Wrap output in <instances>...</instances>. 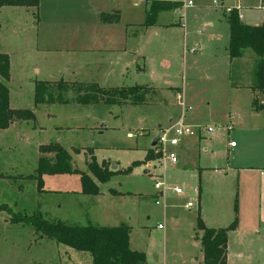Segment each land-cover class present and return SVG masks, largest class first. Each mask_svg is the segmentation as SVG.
Masks as SVG:
<instances>
[{"label": "rangeland", "instance_id": "374dc122", "mask_svg": "<svg viewBox=\"0 0 264 264\" xmlns=\"http://www.w3.org/2000/svg\"><path fill=\"white\" fill-rule=\"evenodd\" d=\"M178 1H183L181 8L158 15L162 22L174 25L158 30L153 25L137 27L133 67L120 80L103 82L104 87L149 83L159 91L174 87L171 91L176 94L167 100L160 92L147 91L146 105L75 104L80 90L75 87L69 92L73 104L34 107L33 87L28 82L16 90L20 96L13 98L12 91V106L31 110L34 120L0 130V205L7 207L0 210V264H91L89 253L56 243L29 223H11V212L37 215L50 224L126 225L131 248L145 254L146 264H202L198 220L207 228H225L235 222L227 235V264H264V175L254 206V195L244 194L235 176L204 171L223 160L226 131L202 133L199 154L190 158L186 168L181 167L179 154L185 151L186 141L198 143L195 138L173 149L176 164L165 161L163 166L158 147L151 146L159 126L179 116L177 94L181 90L183 101L191 107L184 116L188 125L224 127L232 109L249 101V93L232 90L227 79L229 26L225 16L234 7L244 15V22L260 25L264 0H190V5L187 0ZM256 67V55L246 51L233 63L231 75L236 79L231 82L254 85ZM35 75L42 78V74ZM254 97L259 104L264 102V92L255 91ZM257 121L264 123V117ZM50 143L68 149L72 167L96 182L84 157L89 160L95 155L98 164L109 160L108 170L114 173L104 183L97 182L98 194L100 190L121 194L98 197L91 208L95 195H82L78 174L31 177L36 176L39 147ZM148 150L152 158L145 160ZM258 151L264 153V147ZM159 176L170 189L161 197L164 206L154 203L158 191L154 181ZM176 187L182 194L173 191Z\"/></svg>", "mask_w": 264, "mask_h": 264}, {"label": "crops", "instance_id": "0c3cea01", "mask_svg": "<svg viewBox=\"0 0 264 264\" xmlns=\"http://www.w3.org/2000/svg\"><path fill=\"white\" fill-rule=\"evenodd\" d=\"M151 1L39 0L37 8L23 6L0 7V53L7 54L9 57L10 79L8 87L10 108L20 109L19 107L21 106H12L11 93L14 91L13 98L20 96L16 93V90L22 88L25 82H28L33 87V101L35 84L40 81L48 83L47 89L50 93H53V91L51 92V87L55 89L56 83L66 82L92 83L101 88L143 86L147 87L152 95L160 92L159 94H162V97L166 100L171 93L176 94V90L171 91V88L174 87H169L166 90L160 89L159 91L149 83L146 85L135 84L133 86H103L105 81L120 80L121 75L130 67H133L137 52L134 46L137 27L144 25L145 12ZM237 10L240 12L239 9ZM112 13H118L119 20L117 22L104 23L101 21L102 14ZM158 15L159 13L153 24L155 30H158L157 28L159 27H171L174 25L172 22H162L158 19ZM240 21L243 24H247L244 22L243 14ZM174 22L179 24L177 19ZM247 25L256 26L253 24ZM140 31L142 32V30ZM229 71L230 62L228 59L227 79L229 86L232 90L247 91L249 93V101H244V106H239V108L233 106L234 108L228 116L227 123L232 125V129L226 132V141L221 146L223 160L218 162L217 165L208 167L207 170H201L218 176L222 174L235 176L239 188L240 185L244 186V194L248 193L252 197L254 195V206H256V197L259 195V191H262L260 176L263 177L264 175V153L258 151V148L264 147V123L257 120L264 117V110H254L252 108L255 92L249 88L250 83L233 86L231 80H229ZM34 73L42 74V78L37 79L36 75L32 76ZM45 73L48 74L46 78L43 75ZM182 93L181 90V95ZM147 94L146 92L144 102L141 104L128 103L123 105H146L144 103ZM44 99H47L46 95ZM15 103L18 102L15 101ZM71 103V101L67 103L45 101L38 105L34 104V107L43 104ZM14 124L18 125L20 122L12 123V125ZM186 142L188 144L185 151H181L179 154V162L182 168H186V165H189L188 161L190 158L193 159L198 156L200 149V142L197 143L192 140ZM76 148L78 149L79 147ZM42 156L47 155L39 152L38 159ZM118 194L121 193L111 194L100 190L99 194L92 196V201H90L91 208L92 205L94 206L97 203V201L93 200L98 197H111ZM120 225L123 224H98L95 226L112 227ZM129 247L131 250H136L131 248L130 241Z\"/></svg>", "mask_w": 264, "mask_h": 264}, {"label": "trees", "instance_id": "16d2710c", "mask_svg": "<svg viewBox=\"0 0 264 264\" xmlns=\"http://www.w3.org/2000/svg\"><path fill=\"white\" fill-rule=\"evenodd\" d=\"M39 0H0L2 6H23L38 7ZM181 1L152 0L145 12L144 25H153L159 12L170 11L182 7ZM229 26V42L227 46L228 59L230 62L229 79L232 78L233 63L242 59L246 51H252L257 57V67L255 71V84L249 88L255 92H264V28L261 25L243 24L238 17V10L231 8L225 16ZM119 20L118 13L102 14L101 21L104 23H115ZM10 79L9 57L7 54L0 53V129H6L16 121L34 120V114L29 109H13L9 106V87ZM240 80V79H239ZM237 81V80H236ZM233 86L239 83H232ZM47 82H37L34 90V104L38 105L45 101L67 103L71 100L70 93L72 88L78 87L76 100L79 104H141L144 102L147 87L133 86L121 88H101L96 84L84 83H56L53 93L47 89ZM82 89L85 92L82 93ZM52 92V91H51ZM47 99H44V96ZM55 99V100H54ZM254 110H264V102H257L254 97L252 100ZM40 153L53 154V157L42 156L38 159L35 169L36 176L33 178L41 179L44 174H78L81 181V192L86 195L98 194V183H104L114 173L109 172L106 161L98 164L94 155L85 163L90 174L97 180H93L84 172L72 167L70 154L57 143L41 145ZM77 152V151H76ZM152 158L151 151L146 152L145 160ZM129 171L124 170V172ZM0 205L1 209H6ZM8 210V209H7ZM9 211V210H8ZM10 214V213H9ZM11 223H29L35 227L37 232L53 239L56 243L63 244L80 252H87L91 256V264H146L145 254L140 251L131 250L129 247V227L120 226H94L86 224L84 226H70L56 221L47 223L37 215L19 216L18 213L11 212ZM15 218H18L15 220ZM198 225L202 230V264H227V234L235 227L232 222L225 228H207L200 220Z\"/></svg>", "mask_w": 264, "mask_h": 264}, {"label": "built area", "instance_id": "2783aa9c", "mask_svg": "<svg viewBox=\"0 0 264 264\" xmlns=\"http://www.w3.org/2000/svg\"><path fill=\"white\" fill-rule=\"evenodd\" d=\"M187 4L190 5L191 1L188 0ZM238 17L239 19L242 17V14L239 11ZM260 25L264 28V18ZM177 98L179 101L178 105L180 107L179 116L170 121L166 126H160L155 136L157 137L156 146L161 154L163 166L165 161H169L171 164L177 163V154L173 151V149L179 147L184 140L195 138L198 142H200L204 138L202 133L215 134L220 129H224L226 132H229L232 129V125L230 123L224 127L186 124L184 122V116L186 113L191 111V107L185 104L180 94H178ZM161 177L162 176L157 177L154 181V184L158 188V191L155 194L157 199L154 201L156 205H160L162 203L161 197L164 196L168 190H170L166 183L160 179ZM173 191L176 194H182V190L178 187L174 188ZM162 205L164 206L163 203ZM185 206L190 208L192 205L190 202H187ZM157 228L161 229L162 225L158 223Z\"/></svg>", "mask_w": 264, "mask_h": 264}, {"label": "water", "instance_id": "95a60500", "mask_svg": "<svg viewBox=\"0 0 264 264\" xmlns=\"http://www.w3.org/2000/svg\"><path fill=\"white\" fill-rule=\"evenodd\" d=\"M157 142V137H154L151 141V146H155ZM111 169H115V165H111Z\"/></svg>", "mask_w": 264, "mask_h": 264}]
</instances>
